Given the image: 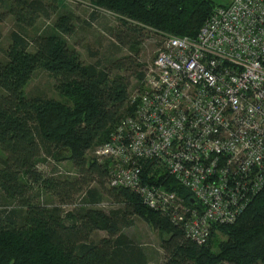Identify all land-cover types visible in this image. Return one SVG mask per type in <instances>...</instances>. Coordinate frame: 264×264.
<instances>
[{"label": "trees", "instance_id": "1", "mask_svg": "<svg viewBox=\"0 0 264 264\" xmlns=\"http://www.w3.org/2000/svg\"><path fill=\"white\" fill-rule=\"evenodd\" d=\"M87 1L119 18L120 25L110 33L120 47L130 48L128 57L108 65L85 64L66 40L76 26L74 16L65 15L57 33L29 40L14 32L9 60L0 62V147L6 155L0 157V191L4 200L16 204L1 205L0 264H148L145 253L123 234L133 217L168 235L161 243L168 264H264V190L234 224L214 226L208 243L199 245L168 215L145 206L135 192L110 188L107 167L88 156L131 113L127 108L131 79L145 77L138 56L146 33L196 38L221 6L211 0ZM58 2L8 0V13H0V24L9 14L21 25L33 27L42 18L50 19ZM38 69L53 75L60 100L27 97L25 88ZM114 72L118 74L113 76ZM43 153L52 155L56 163L69 162L77 176L61 177L65 172L58 163L60 171L42 172L38 166ZM144 178L186 200L191 197L151 163L144 166ZM42 192L59 205L46 203ZM79 197L83 207L73 213L62 209ZM105 198L124 209L106 213L86 208ZM97 231H105L107 237L94 242ZM217 232L225 238L214 244L211 239Z\"/></svg>", "mask_w": 264, "mask_h": 264}, {"label": "built area", "instance_id": "2", "mask_svg": "<svg viewBox=\"0 0 264 264\" xmlns=\"http://www.w3.org/2000/svg\"><path fill=\"white\" fill-rule=\"evenodd\" d=\"M199 31L168 36L94 157L110 188L135 192L205 245L264 190V0L218 7ZM147 163L190 199L148 183Z\"/></svg>", "mask_w": 264, "mask_h": 264}, {"label": "rangeland", "instance_id": "3", "mask_svg": "<svg viewBox=\"0 0 264 264\" xmlns=\"http://www.w3.org/2000/svg\"><path fill=\"white\" fill-rule=\"evenodd\" d=\"M210 1V0H209ZM215 5L228 6L234 0H211ZM0 13H8V0H0ZM65 15L74 16V25L76 26L75 33L72 36H65L69 43V46L77 51L81 56L82 61L85 64H95L101 63L103 65H108L110 62L128 57L132 51L130 48L120 47L118 42L113 38L110 31L117 28L120 25V20L113 13L106 9L99 8L93 3L87 0H59L58 10L52 15L50 19L42 18L33 27H26L21 25L13 16L7 15L6 20L0 24V62H8V52L12 46L11 36L14 32L20 33L29 40H32L38 35L54 34L57 33V25L60 18ZM168 37H161L156 35L152 31L146 33V39L144 43L140 46V53L138 60L146 69L153 60L157 57L160 50L164 46ZM118 73L114 72L113 76ZM123 74V73H121ZM133 81L130 92L135 90V88L140 84L141 81L132 78ZM56 81L53 75L50 74L45 69L36 70L29 83L25 88V94L29 99L35 97H45L60 100V94L56 90ZM67 155L64 153V156ZM6 155L0 147V157L4 158ZM90 158L94 156V150L88 155ZM56 160V159H55ZM47 153H43L39 161V169L46 173H55L58 170L56 167L57 163L62 167L65 174L61 177H76L77 171L69 162L64 160L56 161ZM1 168V166H0ZM157 170L153 171L155 174ZM74 175V176H73ZM155 176V175H154ZM37 190H35V193ZM43 200L49 205L55 206L59 205V201L53 196L41 193ZM4 192L0 191V210L1 205H6L7 199L4 200ZM40 198V201H43ZM39 201V199H38ZM10 208L16 206L15 201L10 200ZM82 202L80 197L73 203L67 206H63V210L66 213H73L77 209H80ZM86 208L103 210L106 213L111 211L124 209V205L117 204L107 198L103 200L102 203L98 205L87 206ZM5 209V208H4ZM133 224L131 227L123 230V234L127 236L135 245L141 249L147 259L148 264H168L163 250L161 249L162 240L168 237L165 233L155 230L151 225L144 222L138 217L132 218ZM107 237L105 231H97L94 233L92 240L94 242H99L102 238ZM225 236L220 232H217L215 237L211 240L215 244L217 241L224 239ZM216 251V248L214 247Z\"/></svg>", "mask_w": 264, "mask_h": 264}, {"label": "water", "instance_id": "4", "mask_svg": "<svg viewBox=\"0 0 264 264\" xmlns=\"http://www.w3.org/2000/svg\"><path fill=\"white\" fill-rule=\"evenodd\" d=\"M192 203H194V201H192Z\"/></svg>", "mask_w": 264, "mask_h": 264}]
</instances>
